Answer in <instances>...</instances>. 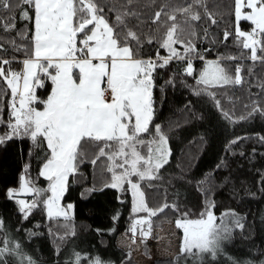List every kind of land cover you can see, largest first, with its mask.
<instances>
[{
  "label": "trees",
  "instance_id": "1",
  "mask_svg": "<svg viewBox=\"0 0 264 264\" xmlns=\"http://www.w3.org/2000/svg\"><path fill=\"white\" fill-rule=\"evenodd\" d=\"M97 2L104 7L110 24H114L117 13H136L135 16L125 17V22L127 28L140 37V58L156 59L157 53L160 57L168 56V50L161 46V42L172 23L168 16L173 14L176 15L178 28L184 30L180 38L185 43L191 40L196 52L203 57L200 59L192 54V75L185 71L187 59H174L153 73V124H160L167 135L170 155L159 172L153 173L160 179L139 181L136 176L131 179L140 184L149 208L175 203L179 211L165 209L151 219L161 226L176 222L185 212L190 219H198L205 209V202L214 201L215 215L234 211L242 218L243 228L233 227L231 237L222 243V253L215 260L205 256L204 264H233V261L237 264H264V142L259 139L264 136V114L256 112L249 116L254 107L264 109V63L259 59H250L252 50L244 49L240 43L247 38L238 39L236 35L238 30L250 32L253 24L243 18L236 22L235 0H204L203 6L195 5L192 9L200 14L201 19L188 23H185L187 16L176 12V9L187 7L192 0H133L131 4L128 0ZM24 8L30 15L33 14L29 6ZM205 9L215 23L205 15ZM157 12L161 13L158 21L155 20ZM9 16H14L15 20H9ZM0 17L4 18L0 25L15 24L10 31L0 26V43L4 48L0 56L23 60L25 54L15 51L9 41H15L18 46L31 47L28 41L33 35L34 23L22 20L19 9L9 12L0 8ZM25 29L27 38L21 39L20 33ZM193 30L195 37L192 36ZM226 31L231 34L227 40ZM147 38L153 42L147 43ZM173 47L181 54L185 51L182 44ZM133 48L135 50L134 42ZM261 55L257 46V56ZM217 59L233 78L237 75L236 68L240 67L241 83L210 86L207 92L201 91L200 95H196V91L204 87L197 85L196 81L205 61ZM22 66L17 62L10 65L13 71H22ZM5 67L7 69L8 66ZM170 79L174 83L169 84ZM42 82L44 86L36 87L35 93L43 100L50 94L52 82L43 77ZM4 87L6 85L0 81V88ZM209 93H213L214 97ZM8 98L9 95H6L2 105L5 122L9 120ZM35 107L42 109L43 105L36 103ZM221 109L231 119H226ZM8 131L6 126L0 125V135ZM238 137L245 139L231 144ZM142 138L150 139L147 134ZM83 151L84 159L78 163L76 174L69 177L64 198L66 201H74L76 197L81 199L98 218L87 221L73 217H47L45 206L38 203L25 219L24 213L19 211L20 205L8 196L7 191L19 186L22 174L32 182L31 186L40 189L48 187L49 181L39 176L48 149L43 141L33 144L29 137H14L0 144V218L4 221L0 242L7 241L10 234L39 237L36 252L24 255L36 264H66L68 261L69 264H76L77 254L81 258L79 264H92L97 257L103 264H138L131 257L128 247L119 245V238L123 234L132 235L129 232L132 220L148 214L132 212L133 196L127 183L121 189L106 187L112 182V173L108 171L112 161L107 157L96 159L98 147L85 144ZM137 151L147 156L146 147H138ZM93 159L95 164L91 162ZM114 170L117 174L121 171L118 168ZM49 195L50 192L37 197L33 193L29 196L30 204ZM69 251L72 255H68ZM182 256L155 257L150 264H176V258ZM150 257L148 254L147 258ZM0 264H20V261L15 255H6ZM183 264H194V260L188 257Z\"/></svg>",
  "mask_w": 264,
  "mask_h": 264
},
{
  "label": "snow or ice",
  "instance_id": "2",
  "mask_svg": "<svg viewBox=\"0 0 264 264\" xmlns=\"http://www.w3.org/2000/svg\"><path fill=\"white\" fill-rule=\"evenodd\" d=\"M132 2L133 0H128L129 4ZM195 5L203 6L204 0H192L187 7L176 9V12L187 16L185 23L201 19L198 12L192 11ZM242 5L251 10L244 19L251 21L254 27L250 32L238 30L237 38L246 37V41L240 42L241 46L252 50L250 59H259L264 63V0H235L237 21L241 18ZM24 6H29L33 14L30 15ZM0 8L9 12L19 9L22 20L34 23V32L28 41L31 47L18 46L15 41H9L13 49L23 52L26 58L15 60L0 56V81L6 85L0 88V125L9 129L7 133L0 135V144L14 137H29L33 144L38 140L43 141L48 149L42 170L39 172V176L49 181L48 187H29L32 182H26L22 177L21 190L35 193L37 197L49 192L51 195L42 201L34 200L31 204L19 200V211L24 213V218L27 219L28 213L36 208L38 203L47 208L49 217L53 215V208L56 209L57 217L66 216L65 210L59 206V201L66 190L69 177L76 174L78 163L84 159L83 145L89 143L98 147L96 159L107 157L112 161L108 167V171L112 173V182L106 187L121 189L125 183L130 185L133 213L146 212L148 217H154L165 209L179 211L175 203H164L158 208H149L140 184L131 179L132 176L138 177L139 181L160 179L159 175L153 173L159 172L168 162L170 155L167 135L160 124H153V73L157 68L166 67L174 59H187L185 71L192 75V54L203 59L196 52L191 40L185 43L180 38L184 30L178 28L176 15L168 16L172 23L161 42V46L168 50V56L160 57L157 53L156 59H144L139 55L142 44L140 37L128 29L125 22V17L135 16V12L117 13L114 24H110L104 7L97 0H0ZM160 15V12L156 13V21ZM205 15L212 23L216 22L206 9ZM3 19L0 17V21ZM8 19L14 21L15 17L9 16ZM0 26L5 31L15 28L14 23H3ZM26 33L27 29L20 33V38L26 39ZM229 35L231 34L226 31L225 40ZM192 36H196L194 30ZM146 42L153 41L147 38ZM181 44L185 49L183 54L173 47ZM257 46L262 53L259 57ZM3 50V44L0 43V51ZM13 62L21 63L23 70L13 71L10 67ZM5 66H8L7 69ZM73 69H78L75 76ZM240 72L241 68L237 67V75L233 78L220 66L219 59L207 61L196 81L197 85L204 87L195 94L207 92L210 86L239 84ZM42 77L50 80L53 85L47 99L43 100L35 93L36 87L44 86ZM168 83L172 84L174 81L170 79ZM6 95H9L10 110L7 122L3 119L2 107ZM209 95L214 97L213 93ZM36 103L43 105V110H38ZM216 104L219 106L220 102L217 100ZM221 112L226 119H231L227 112L222 109ZM256 112L264 114V109L254 107L249 116ZM144 134L150 139H143ZM241 139L245 137H238L231 141V144H236ZM259 139L264 142V136ZM138 147L147 148L146 157L137 151ZM91 162L95 164L96 160ZM117 168L121 169L119 174L114 170ZM16 193V189H9L7 194L11 198ZM72 207L71 204L67 205L68 209ZM214 207V201H206L200 218L190 219L185 212L176 221L177 227L183 230L180 253L193 258L194 264H204L205 256L215 260L218 254L222 253V243L231 237L233 231L226 218H233L235 228H243L242 218L234 211H226L216 216ZM144 222L148 223V229L145 231L141 228L140 231L143 237H147L151 232L150 220L134 219L129 230L134 234L137 225ZM3 228L4 221L0 218V231ZM0 243L3 244L0 247V262L6 255H15L20 264H36L32 258L20 252L19 244L10 248L8 241ZM80 259L77 254L76 264H79ZM179 261L180 257H177L176 264H179ZM92 264L103 262L97 257ZM233 264L237 262L233 261Z\"/></svg>",
  "mask_w": 264,
  "mask_h": 264
},
{
  "label": "rangeland",
  "instance_id": "3",
  "mask_svg": "<svg viewBox=\"0 0 264 264\" xmlns=\"http://www.w3.org/2000/svg\"><path fill=\"white\" fill-rule=\"evenodd\" d=\"M249 11H251L249 8H247L245 5H242L241 6V18L244 19V16ZM236 22H238L237 19H236ZM253 27H254V25H253ZM207 61H210V60H207ZM207 61H205L202 70L205 68ZM77 72H78V69H73V75L74 76L77 74ZM198 78H199V76H198ZM102 87H103V85H102ZM38 110H43V108L38 109ZM168 147L170 148L169 141H168ZM153 158H154L153 163H155L156 161H155V149L154 148H153ZM22 177L24 178V181L27 182L25 174H22L21 178ZM21 178H20V183H19L18 187L9 188V189H16L17 190V193L14 194L13 197H11V198L15 199L17 202L19 200H24L26 202V204H30L29 196L33 193L21 190ZM43 178H45V177H43ZM28 186L32 187L30 184ZM66 189H67V185H66ZM65 192H66V190H65ZM65 192H64V194H65ZM7 193H8V191H7ZM64 194L60 198L59 206L65 210L66 216L62 215V216H59V218L73 217L74 219H77V220H87V221H89V220L92 221L93 219L98 218V215H95V213L88 210V208L86 206H84L83 203H81V199L76 197L74 201H72V200L66 201V199L64 198ZM69 204L73 205V207L71 209L67 208V205H69ZM55 212H56V209L53 208V215H52L53 218H57V216L55 215ZM45 213H46V216L49 217L46 207H45ZM222 213H224V212H222ZM221 214H216V216H220ZM92 217H96V218H92ZM134 219L150 220V222H151L150 234L147 237H143L141 235V231H140L141 228H143L145 231H147V229H148V223L144 222L140 225H137V229H136V232L134 234L129 230V232L132 235H127V234L121 235L119 238V245L120 246L123 245L124 247H128L127 250H130L131 257L134 258L135 260H137L138 264H150L151 263L150 260L155 258V257H170L171 258V257H175V256L181 254L180 248H181V241L183 238V230L177 227L176 222H171V223L168 222V223H165L163 226H161L158 223H154L153 220L151 219V217H148V215H146L144 217H137ZM226 219L228 222V226L233 228L234 227V225L232 223L233 218L228 217ZM133 220L131 222V225L133 223ZM216 222L219 223V220H217ZM131 225H130V227H131ZM38 240H39V237L32 236V237L28 238L25 234L19 235V236H13L12 234H10L7 241H8V246L10 248L14 247L16 244H19L20 245V252L23 255H29V254L32 255L36 252L35 246H36V242ZM144 243H146V244H144ZM42 251H40V252H42ZM43 252H45V251H43ZM71 253H72V251H69L68 255H72ZM148 254H150V256H151L150 258H147ZM187 258L188 257H186V256L180 257V263L183 264ZM191 260H194V259L191 258ZM66 264H69V261Z\"/></svg>",
  "mask_w": 264,
  "mask_h": 264
},
{
  "label": "crops",
  "instance_id": "4",
  "mask_svg": "<svg viewBox=\"0 0 264 264\" xmlns=\"http://www.w3.org/2000/svg\"><path fill=\"white\" fill-rule=\"evenodd\" d=\"M22 70H23V66H22ZM52 86H53V85H52ZM81 203H82V201H81ZM75 205H76V204H75ZM75 205H74V206H75ZM88 210H89V209H88ZM94 213H95V212H94ZM95 215H97V214L95 213ZM92 218H96V217H92ZM89 221H90V220H89Z\"/></svg>",
  "mask_w": 264,
  "mask_h": 264
}]
</instances>
